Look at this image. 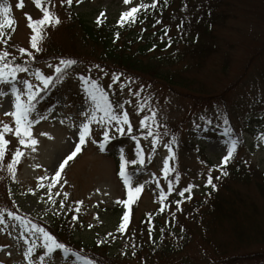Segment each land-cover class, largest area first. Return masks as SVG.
I'll list each match as a JSON object with an SVG mask.
<instances>
[{
    "label": "rangeland",
    "instance_id": "1",
    "mask_svg": "<svg viewBox=\"0 0 264 264\" xmlns=\"http://www.w3.org/2000/svg\"><path fill=\"white\" fill-rule=\"evenodd\" d=\"M215 1L216 12L222 9L227 12L225 24L217 30V51L199 67L188 66V71L181 73L191 83L187 89L168 90L158 80L145 76L131 79L111 68L96 67V62L84 54L86 62L64 74L54 91L52 89V101L37 105L32 113L33 119L37 115L47 117L30 129L32 137L38 141L36 145H20L18 137L4 133V139L10 143L4 146V158L0 160V211L3 209L1 185L7 180V191L16 212L44 224L67 215L75 216L70 225L75 240L84 245L97 239L105 240L115 264H223L243 254L263 252L264 245L236 251L224 225L210 228L206 223L209 218H201L210 200L208 191L213 189L206 185L209 175L216 185L215 192L231 186L258 208L262 206L253 183L243 186L226 181L217 166H221L230 141L238 138L237 148L222 165L223 170L239 161L264 172V0ZM0 2L10 8L13 20L11 34L3 40L6 43L0 42V51L10 53L6 57L9 60L26 65V71L17 74V86L22 87L20 79H27L33 90L40 93L44 88L35 76L36 70L53 77L55 68L61 67V59L55 57L32 63L27 52L21 54L18 49L23 47L28 52H36L30 46L32 29L28 27L25 13L36 20L43 12L33 0H24L20 8L16 7L19 0ZM137 3L141 0H131L127 5L124 0H81L79 4L73 0L71 7L73 13L89 23H96L97 17L100 21L115 23L122 12ZM42 7H47L63 21L64 10L69 5L61 0H42ZM58 35L64 51L73 46L84 52L79 44L71 43L64 32ZM41 45L40 42L39 47ZM113 74H117L118 79L113 80ZM93 79L107 93L113 111L129 115L133 132L129 133L128 125H123L124 132L120 134L115 131V122L108 124L112 142H106L105 150L101 151L99 144L92 140H103L105 126L99 121L90 124L91 135L86 137V143L60 169L59 163L79 142L78 125L85 118L80 113L91 111L90 102L85 101L89 98L86 89ZM2 91L10 93V88L4 86ZM12 100L10 94L0 97V121L14 130L11 116L4 115L14 110ZM117 104H122L123 109L117 108ZM139 104L145 107L138 110ZM150 110L156 113L155 121L151 122L152 133L159 134L155 147L152 137L147 135L148 128H141L139 124L143 116L152 114ZM133 135L136 140L132 139ZM172 136L178 142L171 145L173 156L165 173L163 161L169 153L164 144ZM137 143L146 165L132 172L134 179L126 187L119 175L120 156L122 152L126 161L132 160ZM17 148L22 150V155L17 158L13 175L8 172L7 164ZM129 168L130 163L126 164V170ZM56 171L60 175L53 179ZM189 185L192 186L190 191L186 190ZM136 186H142L138 193ZM189 196L190 199L186 198ZM130 205L133 210L129 222L124 231H118ZM194 205L199 207L194 210ZM2 217L0 212V264H70L56 255L43 257L29 252L33 245L36 249L39 234L33 233L26 220L16 219L7 224ZM162 230L166 231V236L159 239ZM165 247L170 248V254H160ZM231 264H264V261L233 259Z\"/></svg>",
    "mask_w": 264,
    "mask_h": 264
},
{
    "label": "trees",
    "instance_id": "2",
    "mask_svg": "<svg viewBox=\"0 0 264 264\" xmlns=\"http://www.w3.org/2000/svg\"><path fill=\"white\" fill-rule=\"evenodd\" d=\"M141 2L150 4L151 0H141ZM214 2L216 1L157 0L155 8L138 10L135 14L136 21L129 20L123 26L117 22L106 21H100L99 24L97 22L89 23L73 13L72 7L69 5L64 10L63 21L61 20L49 30L45 29L46 35L41 41L40 51L32 53L33 58H28L32 63L47 61L55 57L75 60L74 65L68 67L61 65V72L64 76L67 72L86 62L83 56L85 54L91 57L98 67L111 68L114 72H119L131 79L145 76L158 80L160 85L168 90L187 89V87H191V83L182 77L181 73L188 71L186 69L188 66L199 67L211 54L217 51V30L225 24L227 19V12L224 9L216 12ZM0 16L3 21L5 16L11 19L9 12L7 14L0 12ZM0 31L4 32V35L0 36V42H2L11 34V25H5ZM60 31L66 34L65 36L71 43L79 44L84 52L73 46L64 51L57 39ZM5 62L13 65L21 63L24 67L26 66L22 62H15L8 58H5ZM58 75L55 73L52 81L49 82V87L37 94L36 106L52 101V89L54 91V87L60 80L57 79ZM4 86L7 85L0 83V91ZM85 102H90L89 104L92 106L90 98ZM107 142H112V139L110 138ZM135 150L136 148L134 152ZM142 158L144 160L143 152ZM133 159H136V152ZM140 166L139 162L136 165L131 164L129 172H135ZM223 171L227 172V175H223L226 181L243 186L253 183L257 196L262 201V206L258 208L253 201L248 200L240 191L232 189L231 186L216 192L209 189L210 200L201 218H209L206 223L210 228L224 225L236 251L253 245H264V172L258 171L255 167L246 166L239 161L229 165ZM6 181L3 180L1 185L3 209L0 212L4 222L9 224L21 218L28 222L31 230L32 225H39L48 231L57 242L63 243L67 249L71 250L66 255L60 250H54L47 256L56 255L62 261L70 264H85V260L91 261L92 264H115V258L108 253L109 245L104 242L105 240L97 239L94 243L87 245L75 240L74 232L70 226L72 225V215H67L64 219L52 220L50 224H44L31 217L25 218L16 212V207L9 198ZM198 207L194 205L193 209L196 210ZM132 210L130 205L127 210V221L124 219L123 222L124 227L129 222ZM193 216L197 217L195 212H193ZM260 216L263 218L259 219ZM165 233V230L160 231L159 239H164ZM114 235L119 236L116 233ZM43 243V240L37 243L34 254L45 256L46 249L43 248ZM160 251L162 255L170 254L168 247L162 248ZM233 259L240 262H263L264 251L243 254L228 259L223 264H231Z\"/></svg>",
    "mask_w": 264,
    "mask_h": 264
},
{
    "label": "snow or ice",
    "instance_id": "3",
    "mask_svg": "<svg viewBox=\"0 0 264 264\" xmlns=\"http://www.w3.org/2000/svg\"><path fill=\"white\" fill-rule=\"evenodd\" d=\"M24 0H19V2L16 4L17 8H20L23 6ZM67 3L68 5H71L73 0H61V3ZM81 0H76V3L79 4ZM33 3L36 4L38 8H41V11L43 12V16L39 19L33 20L30 16H28L27 13H25V16L28 18V27L32 29V35L30 38V46L32 49H35L37 52L40 51L39 44L44 39V36L46 35L45 28L49 25L55 26L60 21L59 18L55 15V13L49 11L47 7H42V0H33ZM124 3L130 4L131 0H124ZM157 4V0H151V3H137L135 6L129 8L127 11H124L121 13L120 19L117 21V24L123 26V24L127 21L135 22L136 21V13L138 10L144 9L147 10L149 7L155 8ZM10 11V8L0 3V12H3L7 14ZM103 12H101L100 16H103ZM13 23V20L5 16V20L0 23V30H2L5 25H11ZM97 23H100V17H97ZM159 23V21H157ZM4 32L0 31V36H3ZM118 37V33H117ZM3 42H7L6 40ZM171 43V41H169ZM18 51L21 54H24L27 52L28 57L31 59L33 58V54L31 52H28L27 49L21 47L18 49ZM10 53L7 51H0V83H3L7 85L8 88H10V93H6L4 91H0V97H4L6 95H11L12 100V107L14 108L11 112H5L4 115L11 116L15 123V129L13 130L8 123H5L4 121H0V160L4 158L5 154V148L4 146L9 144L10 141L4 139V133L9 132L12 133L14 136L19 138V144L25 145L26 147L29 145H36L38 141L32 137L30 129L33 124L39 123L40 120L47 119V117L43 115H37L35 119L31 118V114L34 112L36 108L35 100L37 99V92L33 90V85L27 80V79H20L19 83L22 85V87H18L15 83L18 80V73H23L26 71V68L21 63L11 64L8 62H5V58L9 56ZM14 59V57H13ZM76 63L75 60L72 59H65L62 58L60 60V65H63L64 67H68L71 65H74ZM98 67V66H96ZM55 72L59 74L57 76V79L62 80L63 74L61 72V67L57 66L55 68ZM35 76L38 80H40L43 84V88L47 89L49 87V82L52 81V76H45L41 74L39 69L36 70ZM83 80L84 78L81 77ZM118 79L117 74H113V80ZM87 94L92 102V107L90 113L86 114L85 112H81L80 115L85 117L84 120L78 125L79 127V142L75 144V149L70 152L69 155H67L63 162L59 163V168L63 169L65 167V164L68 160H71L73 157L76 156V154L81 150V145L86 143V137H89L91 135L90 131V124L99 121L101 125L105 126V130L103 131V140L97 141L95 139L92 140V143L99 144V147L101 151L105 150V143L110 139L109 133L107 131V125L112 124L115 122L114 127L115 131L117 133L123 134L124 128L123 125H128L127 131L129 133L133 132V128L129 121V115L126 112L121 111L119 114L113 111V104L110 102L109 97L107 93L98 85V82L96 80H91V86L86 89ZM136 95H139V93H136ZM21 97H26V99H22ZM117 108L123 109L122 104H117ZM138 110H142L145 107V104H139ZM151 115H145L143 118L139 121L141 128H148L147 135L152 137L151 143L155 147V145L158 143L159 134L153 135L151 130V122L155 121V110H150ZM203 120L204 117H201ZM226 124L228 121L225 119L224 121ZM227 131V130H226ZM41 135H47V133H41ZM27 137V140L25 139ZM133 140H136V136H132ZM264 139V138H262ZM175 136H172L171 140H169L167 143L164 144V147L168 149L169 156L166 157L163 161L164 168L163 171L167 173L169 171V158L173 156V149L171 147L172 144L177 143ZM239 143L238 138H233L230 143L227 146L226 155L222 157L221 159V166L220 171L221 175H227V172L223 171L222 165L226 164L228 160L233 156L234 151L237 148V145ZM34 150V149H33ZM136 159H132L130 161H126L124 155L121 152L120 156V171L119 175L123 179L124 185L127 187L134 179V173L129 172L126 170V164H132L136 165L138 162L139 164H143L144 160L142 158V152L139 143L136 145ZM22 155V150L20 148H17L16 151L12 154L11 160L7 164L8 172L14 175V165L18 163V157ZM211 171V170H210ZM59 171H56L55 176H53V179H55L57 176H59ZM219 179V177H217ZM206 185H211L213 189H215L216 185L212 183V177L209 175ZM142 186H136L135 191L138 193L141 191ZM191 185L188 186L189 190L191 189ZM171 190V188L169 189ZM161 197H163V193L160 194ZM181 195H183V192H181ZM66 196V194H65ZM129 198H132L131 190L129 191ZM190 199L189 197H186ZM163 200H161V203ZM77 203H81L80 201H77ZM126 205L128 201L124 202ZM61 206L63 207V201H61ZM79 211V209H77ZM11 215V214H10ZM128 213L125 212L124 219L127 221ZM73 220L76 219L75 216L72 217ZM91 227V225H89ZM124 225L121 224L118 231H123ZM32 230L34 234H39L38 238L43 240V248L46 249L45 256H47L49 253H52L54 250H60L65 255L70 252V249H67L66 246L63 243L57 242V240L49 234L48 231H46L44 228L40 227L39 225H32ZM151 238V234H150ZM27 243V241H26ZM36 251L35 246L33 245L32 248H29V252ZM27 258V254H26ZM43 259V258H42ZM81 259H83L81 257ZM85 264H92L91 261L85 260Z\"/></svg>",
    "mask_w": 264,
    "mask_h": 264
}]
</instances>
